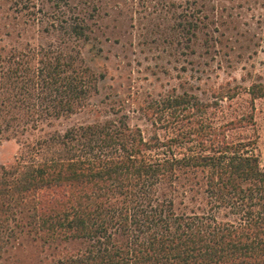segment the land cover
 <instances>
[{"label": "trees", "instance_id": "obj_1", "mask_svg": "<svg viewBox=\"0 0 264 264\" xmlns=\"http://www.w3.org/2000/svg\"><path fill=\"white\" fill-rule=\"evenodd\" d=\"M5 1L66 38L0 56L1 134L73 113L97 79L68 47L88 39L91 14L70 0ZM248 90L264 97V83ZM210 106L183 93L148 137L119 117L25 146L0 166V256L26 232L84 244L55 264H264V158L236 134L243 115L218 121Z\"/></svg>", "mask_w": 264, "mask_h": 264}, {"label": "rangeland", "instance_id": "obj_2", "mask_svg": "<svg viewBox=\"0 0 264 264\" xmlns=\"http://www.w3.org/2000/svg\"><path fill=\"white\" fill-rule=\"evenodd\" d=\"M69 2L74 11L91 14L88 39L68 42V47L78 49L95 73L96 90L73 113L0 133V166L13 164L25 146L78 124L123 117L148 137L154 130L151 120L162 121L158 117L166 119L171 111H160L166 99L183 93L213 106L208 111L218 121L243 115L240 123L247 124L236 134L254 139L255 151L264 158V97L248 93L251 84L264 83V0ZM7 5L0 0V56L65 40ZM157 133L165 134L163 129ZM83 247L79 241L43 242L17 233L1 252L0 264H55Z\"/></svg>", "mask_w": 264, "mask_h": 264}]
</instances>
